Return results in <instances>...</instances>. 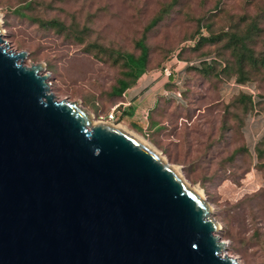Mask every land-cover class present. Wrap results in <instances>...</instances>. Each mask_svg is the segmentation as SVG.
<instances>
[{
	"label": "rangeland",
	"instance_id": "1",
	"mask_svg": "<svg viewBox=\"0 0 264 264\" xmlns=\"http://www.w3.org/2000/svg\"><path fill=\"white\" fill-rule=\"evenodd\" d=\"M55 20L61 28L46 24ZM0 27L6 50L42 64L56 99L101 123L118 105L108 124L149 144L203 196L223 251L264 264V0H0ZM200 35L215 39L195 45ZM231 35L248 50L239 63ZM139 42L142 77L154 84L127 104L134 97L110 91Z\"/></svg>",
	"mask_w": 264,
	"mask_h": 264
},
{
	"label": "water",
	"instance_id": "2",
	"mask_svg": "<svg viewBox=\"0 0 264 264\" xmlns=\"http://www.w3.org/2000/svg\"><path fill=\"white\" fill-rule=\"evenodd\" d=\"M1 33L0 264H237L195 188L56 99L42 64L24 65Z\"/></svg>",
	"mask_w": 264,
	"mask_h": 264
},
{
	"label": "trees",
	"instance_id": "3",
	"mask_svg": "<svg viewBox=\"0 0 264 264\" xmlns=\"http://www.w3.org/2000/svg\"><path fill=\"white\" fill-rule=\"evenodd\" d=\"M46 24L57 25L61 28V25L59 24L57 20L49 21V22L47 21ZM217 38H219V36H217ZM230 38L233 40V44L230 47L237 54L238 63H239L241 62V58L243 56L244 51L247 49L243 41L238 39L236 35H231ZM214 39L215 38L211 36L200 35L195 45H198V43L200 44V42L213 41ZM139 48H140V51L138 55L136 56L132 54H127V53L122 56L123 63L127 68L122 73L123 77L118 78L116 80V85L111 87L110 93L112 96H115V97L120 96L127 88L134 85L136 80L143 74L145 70V63H146V48L141 44V42H139ZM238 49H241L242 51L238 53ZM190 62L192 63L189 64ZM201 62H203L202 59L189 61L186 64V66L187 67H190V66L198 67V65H200ZM117 107L118 105L115 107V109ZM129 114H131V112H129Z\"/></svg>",
	"mask_w": 264,
	"mask_h": 264
},
{
	"label": "crops",
	"instance_id": "4",
	"mask_svg": "<svg viewBox=\"0 0 264 264\" xmlns=\"http://www.w3.org/2000/svg\"><path fill=\"white\" fill-rule=\"evenodd\" d=\"M153 82L151 80L146 79L145 77H142V75L136 80L135 84L131 87L127 88L124 92V94H128V96L134 97L133 100L130 101V99L127 101V104H131L134 100H136V96H140L141 93L149 86H153Z\"/></svg>",
	"mask_w": 264,
	"mask_h": 264
},
{
	"label": "built area",
	"instance_id": "5",
	"mask_svg": "<svg viewBox=\"0 0 264 264\" xmlns=\"http://www.w3.org/2000/svg\"><path fill=\"white\" fill-rule=\"evenodd\" d=\"M192 62H190L189 64H191ZM160 75L162 77H165V78H168L169 76L172 75V72H173V69L170 67V65H166L164 64L163 66H161L160 70ZM252 93V92H251ZM117 105H114V107H112L110 109V111L107 113L105 119L108 121V122H115V114H114V110H115V107Z\"/></svg>",
	"mask_w": 264,
	"mask_h": 264
},
{
	"label": "bare ground",
	"instance_id": "6",
	"mask_svg": "<svg viewBox=\"0 0 264 264\" xmlns=\"http://www.w3.org/2000/svg\"><path fill=\"white\" fill-rule=\"evenodd\" d=\"M107 124L108 123H115V122H106ZM116 124V123H115ZM115 124H109L111 125L112 127L120 130V131H123L125 133H127L128 135L132 136L133 138L137 139L139 142H141L142 144H144L146 147H148L149 149H151L153 152H155L157 155H159L161 157V155L155 150L153 149L152 147L149 146V144H147L146 142H144L141 138L137 137L136 135H134L133 133L129 132L128 130H126L125 128H123L122 126L120 125H115ZM162 158V157H161ZM163 159V158H162ZM164 160V159H163ZM173 170L177 173V171L175 170V168H173ZM179 174V173H177Z\"/></svg>",
	"mask_w": 264,
	"mask_h": 264
}]
</instances>
